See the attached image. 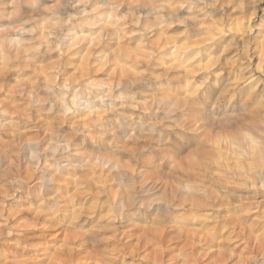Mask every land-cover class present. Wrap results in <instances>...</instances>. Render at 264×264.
Listing matches in <instances>:
<instances>
[{"label":"rangeland","instance_id":"rangeland-1","mask_svg":"<svg viewBox=\"0 0 264 264\" xmlns=\"http://www.w3.org/2000/svg\"><path fill=\"white\" fill-rule=\"evenodd\" d=\"M0 264H264V0H0Z\"/></svg>","mask_w":264,"mask_h":264}]
</instances>
